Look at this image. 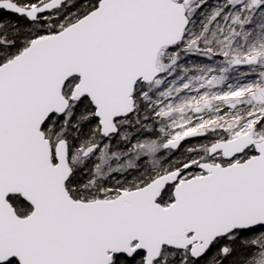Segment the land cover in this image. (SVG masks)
I'll return each mask as SVG.
<instances>
[{
	"label": "snow or ice",
	"instance_id": "obj_1",
	"mask_svg": "<svg viewBox=\"0 0 264 264\" xmlns=\"http://www.w3.org/2000/svg\"><path fill=\"white\" fill-rule=\"evenodd\" d=\"M0 264H264V0H0Z\"/></svg>",
	"mask_w": 264,
	"mask_h": 264
}]
</instances>
